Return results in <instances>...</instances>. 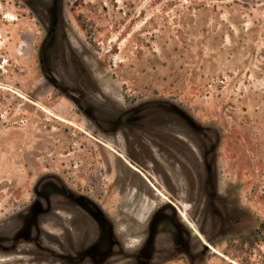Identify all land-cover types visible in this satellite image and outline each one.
<instances>
[{
  "label": "rangeland",
  "instance_id": "374dc122",
  "mask_svg": "<svg viewBox=\"0 0 264 264\" xmlns=\"http://www.w3.org/2000/svg\"><path fill=\"white\" fill-rule=\"evenodd\" d=\"M51 3L0 0V264H264V0Z\"/></svg>",
  "mask_w": 264,
  "mask_h": 264
},
{
  "label": "water",
  "instance_id": "95a60500",
  "mask_svg": "<svg viewBox=\"0 0 264 264\" xmlns=\"http://www.w3.org/2000/svg\"><path fill=\"white\" fill-rule=\"evenodd\" d=\"M58 1V0H57ZM51 6H52V10L50 11V14L52 15V18H51V24L53 25L54 23V19L58 17L59 15V5L58 3H54L53 0H52V3H51Z\"/></svg>",
  "mask_w": 264,
  "mask_h": 264
},
{
  "label": "flooded vegetation",
  "instance_id": "af4514ba",
  "mask_svg": "<svg viewBox=\"0 0 264 264\" xmlns=\"http://www.w3.org/2000/svg\"><path fill=\"white\" fill-rule=\"evenodd\" d=\"M174 248H175V250H178V251L180 249V247L177 244L174 246Z\"/></svg>",
  "mask_w": 264,
  "mask_h": 264
},
{
  "label": "trees",
  "instance_id": "16d2710c",
  "mask_svg": "<svg viewBox=\"0 0 264 264\" xmlns=\"http://www.w3.org/2000/svg\"><path fill=\"white\" fill-rule=\"evenodd\" d=\"M53 2H54V3L56 2V3H58V5H60L61 0H58V1H57V0H53Z\"/></svg>",
  "mask_w": 264,
  "mask_h": 264
}]
</instances>
